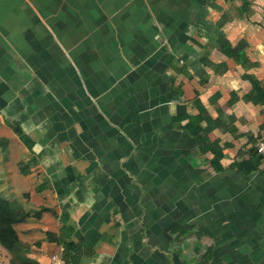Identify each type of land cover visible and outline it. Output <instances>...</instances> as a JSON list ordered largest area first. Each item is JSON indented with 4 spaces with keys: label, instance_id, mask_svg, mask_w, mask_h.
I'll list each match as a JSON object with an SVG mask.
<instances>
[{
    "label": "crops",
    "instance_id": "1",
    "mask_svg": "<svg viewBox=\"0 0 264 264\" xmlns=\"http://www.w3.org/2000/svg\"><path fill=\"white\" fill-rule=\"evenodd\" d=\"M254 80L264 0H0V197L28 255L264 264Z\"/></svg>",
    "mask_w": 264,
    "mask_h": 264
},
{
    "label": "trees",
    "instance_id": "2",
    "mask_svg": "<svg viewBox=\"0 0 264 264\" xmlns=\"http://www.w3.org/2000/svg\"><path fill=\"white\" fill-rule=\"evenodd\" d=\"M243 44V42H240L235 47L222 44L219 48L222 49L224 53L238 58L239 55H242ZM253 95L255 97L258 96V102H262L264 99V89L255 80L252 82V89L248 95V99H252ZM253 161L254 164L257 165L260 162V158H253ZM26 216L27 214L25 211L14 209L7 200L0 197V246L9 254L10 264H39L28 255L27 250L29 245L19 238L14 228V225L23 222ZM64 245L66 248V253L64 255L65 264L69 261L71 264H78L76 245L69 242ZM70 250H74V254L68 261L66 257L68 255L69 258Z\"/></svg>",
    "mask_w": 264,
    "mask_h": 264
},
{
    "label": "built area",
    "instance_id": "3",
    "mask_svg": "<svg viewBox=\"0 0 264 264\" xmlns=\"http://www.w3.org/2000/svg\"><path fill=\"white\" fill-rule=\"evenodd\" d=\"M256 152H257V155L260 158L261 163L264 165V141L259 140L256 143ZM52 260H55L54 256L52 257ZM56 264H60V263L57 262Z\"/></svg>",
    "mask_w": 264,
    "mask_h": 264
},
{
    "label": "rangeland",
    "instance_id": "4",
    "mask_svg": "<svg viewBox=\"0 0 264 264\" xmlns=\"http://www.w3.org/2000/svg\"><path fill=\"white\" fill-rule=\"evenodd\" d=\"M9 254L2 248H0V264H10Z\"/></svg>",
    "mask_w": 264,
    "mask_h": 264
}]
</instances>
